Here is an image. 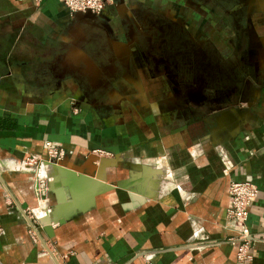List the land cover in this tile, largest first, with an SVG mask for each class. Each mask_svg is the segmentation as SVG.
I'll return each instance as SVG.
<instances>
[{
	"label": "crops",
	"instance_id": "crops-1",
	"mask_svg": "<svg viewBox=\"0 0 264 264\" xmlns=\"http://www.w3.org/2000/svg\"><path fill=\"white\" fill-rule=\"evenodd\" d=\"M0 173V264H264V0H0ZM233 181L258 189L244 262Z\"/></svg>",
	"mask_w": 264,
	"mask_h": 264
},
{
	"label": "built area",
	"instance_id": "built-area-1",
	"mask_svg": "<svg viewBox=\"0 0 264 264\" xmlns=\"http://www.w3.org/2000/svg\"><path fill=\"white\" fill-rule=\"evenodd\" d=\"M109 0H58L60 5L71 15L92 14L99 15ZM47 152L46 163L58 165L66 157V152L61 147L47 141L45 142ZM92 158L99 162L100 159L108 155L100 150L92 151ZM37 165L36 160H29L19 165V168H30ZM33 194L38 202L43 204L46 201L47 187L42 179L36 177L33 180ZM258 195L257 187L250 181L230 182L227 188L228 207L226 208L227 227L233 233L229 238V243L235 248V258L238 262L249 261L252 259L250 249L249 229L246 221L249 209L255 202ZM39 204V205H40ZM34 214V212H33ZM33 220V219H32ZM143 264H152V259L144 258Z\"/></svg>",
	"mask_w": 264,
	"mask_h": 264
},
{
	"label": "bare ground",
	"instance_id": "bare-ground-1",
	"mask_svg": "<svg viewBox=\"0 0 264 264\" xmlns=\"http://www.w3.org/2000/svg\"><path fill=\"white\" fill-rule=\"evenodd\" d=\"M99 163H100L101 168H102L104 163L102 164V162H100V161H99ZM66 175H67L66 170H60V171L57 172V176L53 177L51 179V181L54 184H57V183H59V180L62 179V181H60L61 184L69 186V187L71 186V184L73 182L81 183L82 185H85V186H90L91 184L99 185V182H98L99 181V175L94 180H91L90 178H86V177H83V178H78V177H73V176L67 177ZM152 189H153V187H152V185H150L148 187V191H147L150 195L153 194V193H151Z\"/></svg>",
	"mask_w": 264,
	"mask_h": 264
},
{
	"label": "water",
	"instance_id": "water-1",
	"mask_svg": "<svg viewBox=\"0 0 264 264\" xmlns=\"http://www.w3.org/2000/svg\"><path fill=\"white\" fill-rule=\"evenodd\" d=\"M100 162H102V164L105 162V159L102 158L99 160ZM105 165V164H104ZM0 179L2 180V177H1V173H0ZM29 223L31 225V227L36 231V227L35 225L30 221L29 219ZM42 230L45 232V234L49 237L51 236V232H50V226L49 225H43L42 226Z\"/></svg>",
	"mask_w": 264,
	"mask_h": 264
},
{
	"label": "rangeland",
	"instance_id": "rangeland-1",
	"mask_svg": "<svg viewBox=\"0 0 264 264\" xmlns=\"http://www.w3.org/2000/svg\"><path fill=\"white\" fill-rule=\"evenodd\" d=\"M94 162H96V160H94ZM68 177V175H66Z\"/></svg>",
	"mask_w": 264,
	"mask_h": 264
}]
</instances>
